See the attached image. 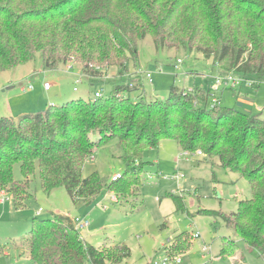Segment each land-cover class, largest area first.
I'll use <instances>...</instances> for the list:
<instances>
[{
	"label": "trees",
	"instance_id": "16d2710c",
	"mask_svg": "<svg viewBox=\"0 0 264 264\" xmlns=\"http://www.w3.org/2000/svg\"><path fill=\"white\" fill-rule=\"evenodd\" d=\"M146 35L157 48L181 47L212 58L222 74L264 78V0H0V72L39 53L47 69L74 60L96 81L99 70L110 66H118L121 75ZM126 81L118 79L108 97L71 99L17 121L0 117V192L21 208L37 170L45 191L63 186L73 202L91 203L104 188L125 196L140 180L143 151L172 139L189 152L218 157L224 168L249 182L251 197L239 201L236 211H200L220 216L264 259L261 112L246 114L219 101L211 107L210 88L186 92L171 86L166 99L135 100ZM112 140L125 172L109 182L97 170L84 176L86 160ZM17 162L24 180L14 179ZM190 244L189 235L180 233L166 252L183 253ZM22 249L33 264H118L130 255L124 244H89L72 218L60 214L34 218ZM237 252L233 240H224L223 256Z\"/></svg>",
	"mask_w": 264,
	"mask_h": 264
},
{
	"label": "rangeland",
	"instance_id": "374dc122",
	"mask_svg": "<svg viewBox=\"0 0 264 264\" xmlns=\"http://www.w3.org/2000/svg\"><path fill=\"white\" fill-rule=\"evenodd\" d=\"M178 59L182 62L175 68L173 62ZM127 65L124 74L130 73L133 77L129 87L139 99L145 97L146 100L166 99L171 86L196 88L205 81L213 84L218 74L216 66L202 53L181 47L157 48L150 35L139 40L138 54ZM190 69L198 73H190ZM118 70V66L101 69V79L90 84L78 62L69 60L57 68L47 69L42 66L40 54L36 53L33 60L0 72V117L9 116L17 121L23 114L50 105H63L75 98L86 101L95 98V91L108 97L116 81L124 75ZM144 72L151 74L152 82L145 74L141 75ZM111 77L113 80L108 81ZM46 81L51 83L49 91L43 87ZM257 82L255 87L241 84L237 97L230 98L228 92L225 93L221 96L222 105L246 114L261 112L264 78ZM217 96H220L219 91ZM261 115L264 116V112ZM97 137L98 134H92L93 139ZM197 151L184 150L172 139L161 140L158 146L147 148L143 151L139 182L131 185L125 196L117 193V202L110 199L114 193L107 188L102 189L91 203L73 202L63 186L47 192L36 170L28 181L31 196L21 208L15 206L9 193L0 203V264H33L22 252L32 221L34 218L51 219L54 214L87 218L89 224L81 234L95 247L115 243L128 246L130 255L118 264H159L166 256L170 259L167 264H177L172 261L176 257H180L179 264H208L212 255L221 254L224 240H233L237 244L236 257L221 255L211 264H264V259L248 249L220 216L200 211H236L239 201L251 197L249 182L224 168L218 157L200 155ZM119 154L115 140L97 147L86 160L82 174L87 176L97 170L104 180L111 181L114 175H122L126 169ZM176 173L182 174L178 181L171 179ZM13 175L15 180H24L19 162L13 166ZM177 202L180 205L177 206ZM40 208L42 210L37 214ZM180 233L189 235V248L183 253L168 254L166 247ZM203 244L209 245V253L201 251Z\"/></svg>",
	"mask_w": 264,
	"mask_h": 264
},
{
	"label": "built area",
	"instance_id": "2783aa9c",
	"mask_svg": "<svg viewBox=\"0 0 264 264\" xmlns=\"http://www.w3.org/2000/svg\"><path fill=\"white\" fill-rule=\"evenodd\" d=\"M182 62L181 59H178L174 66L178 67L180 65V63ZM143 74H145V78L148 79L149 82H152V76L151 74L148 72H144L141 75L143 76ZM214 83L211 85L210 89L213 93L212 95V99H211V107L214 105L215 102H218V97L216 95V93L219 91V89L224 88V87H228V86H232V87H239L241 84H245L246 86L249 87H255L256 84L258 83L256 79H252V78H246L243 76H238L233 72H228V73H224V74H217L214 77ZM78 80H76L77 82ZM131 86V83L129 84ZM43 87L45 90L50 89L51 87V83L46 81L43 83ZM186 92H193V90L188 89L186 90ZM94 96L95 97H99L101 96V93L99 91H95L94 92ZM261 112H264V107L260 109ZM197 151V150H196ZM187 153V152H186ZM201 150L197 151V154H201ZM120 177V174L114 175L111 180L114 181L116 179H118ZM180 178H182V174L180 173H176L174 175L171 176V179L178 181ZM6 192L5 191H1L0 192V201L5 200L6 198ZM8 198V197H7ZM112 201L117 202L118 198L115 194H113L110 198ZM42 209L40 208L38 210V213L41 211ZM72 221L74 223L75 228H77L78 230H83L85 227L88 226L89 224V220L87 218H79V217H75L72 218ZM196 236H199V234L197 233ZM202 251L205 253H209V246L208 245H204L202 248ZM214 257H210V260H214ZM167 260H170L168 256H166V258L164 260H162L159 264H167ZM209 260V261H210ZM172 261H174L175 263L179 264L180 263V257H176L174 258ZM210 263V262H209ZM208 263V264H209ZM156 264H158L156 262ZM211 264V263H210Z\"/></svg>",
	"mask_w": 264,
	"mask_h": 264
},
{
	"label": "crops",
	"instance_id": "0c3cea01",
	"mask_svg": "<svg viewBox=\"0 0 264 264\" xmlns=\"http://www.w3.org/2000/svg\"><path fill=\"white\" fill-rule=\"evenodd\" d=\"M207 60H209V62H211V64L213 65V66H216V68L218 69V71L216 72V73H218V74H222V71H221V67L218 65V64H216L214 61H213V59L211 60L210 58L208 59L207 58ZM208 62V61H207ZM175 64V62H173V65ZM175 68H178V67H175ZM198 73L197 72V70H191L190 69V73ZM129 74L130 73H128V74H124L122 77H121V79H126L127 81L126 82H129V77L130 78H132V76L130 75L129 76ZM87 78V80H88V82L91 84L92 83V81H93V79H91V78H89V77H86ZM113 77H111V78H108V81H111V80H113L112 79ZM129 79V80H128ZM137 79H139V81L141 80V78L140 77H137ZM76 80H78V78H76ZM75 80V81H76ZM107 81V82H108ZM125 82V83H126ZM140 85H141V87H143L142 85V82L140 83ZM211 85L212 84H210V82L208 83V82H204V84L201 86V87H193V88H191V87H189V88H185V87H183V88H180V89H191V90H193V92H195V91H197V90H201V89H209L210 87H211ZM257 86V85H256ZM136 88H138V87H136ZM143 89V92H145L144 90V87L142 88ZM227 89H230V90H227ZM237 89H239L240 90V86H239V88H237ZM237 89H235V87H232V86H228V87H224V88H221V89H219V94H220V98L218 97V100H219V102L221 103V96L223 97V95L225 94V93H227L228 94V97H230V98H233L232 96L233 95H235L236 97H237V94H236V90ZM45 90V89H44ZM50 89H48V90H45V91H49ZM239 93V92H238ZM131 94L133 95V97L136 99V98H138L139 97V95H136V94H134V90L131 92ZM216 95H217V93H216ZM238 99V98H237ZM222 104V103H221ZM261 113H263V112H261ZM200 155H204L205 156V154L204 153H202V154H200ZM220 163V162H219ZM2 201H0V203H1ZM38 212V211H37ZM37 214H39V213H37ZM204 245H207V244H203L202 245V247H201V251H202V248H203V246ZM222 245H223V243H222ZM222 245H221V247H220V252H221V248H222ZM209 246V245H208ZM210 248V247H209ZM203 252V251H202ZM203 253H205V252H203ZM237 254V253H236ZM222 254H220L219 256H221ZM219 256L217 255H212L211 257H215L216 259L215 260H210V258H209V260H210V262H212L213 263V261H218L219 260ZM231 257H236V255H233V256H231Z\"/></svg>",
	"mask_w": 264,
	"mask_h": 264
}]
</instances>
